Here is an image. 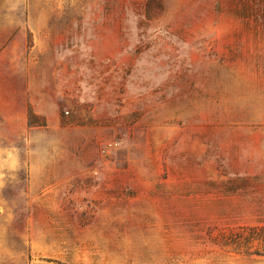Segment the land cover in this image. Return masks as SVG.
<instances>
[{
    "label": "rangeland",
    "instance_id": "374dc122",
    "mask_svg": "<svg viewBox=\"0 0 264 264\" xmlns=\"http://www.w3.org/2000/svg\"><path fill=\"white\" fill-rule=\"evenodd\" d=\"M234 10L0 0V264H264V27Z\"/></svg>",
    "mask_w": 264,
    "mask_h": 264
},
{
    "label": "trees",
    "instance_id": "16d2710c",
    "mask_svg": "<svg viewBox=\"0 0 264 264\" xmlns=\"http://www.w3.org/2000/svg\"><path fill=\"white\" fill-rule=\"evenodd\" d=\"M229 4L235 8L234 13L241 16L245 23L259 16L262 27H264V0H229ZM253 237L264 244V227L256 228Z\"/></svg>",
    "mask_w": 264,
    "mask_h": 264
},
{
    "label": "built area",
    "instance_id": "2783aa9c",
    "mask_svg": "<svg viewBox=\"0 0 264 264\" xmlns=\"http://www.w3.org/2000/svg\"><path fill=\"white\" fill-rule=\"evenodd\" d=\"M116 144L117 143H115V142H109L108 144H106L104 151L111 150L113 147H116Z\"/></svg>",
    "mask_w": 264,
    "mask_h": 264
}]
</instances>
